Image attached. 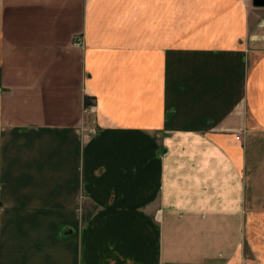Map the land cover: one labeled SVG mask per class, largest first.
Wrapping results in <instances>:
<instances>
[{"label": "crops", "instance_id": "0c3cea01", "mask_svg": "<svg viewBox=\"0 0 264 264\" xmlns=\"http://www.w3.org/2000/svg\"><path fill=\"white\" fill-rule=\"evenodd\" d=\"M0 264H264V7L0 0Z\"/></svg>", "mask_w": 264, "mask_h": 264}, {"label": "built area", "instance_id": "2783aa9c", "mask_svg": "<svg viewBox=\"0 0 264 264\" xmlns=\"http://www.w3.org/2000/svg\"><path fill=\"white\" fill-rule=\"evenodd\" d=\"M93 111H95V103L90 104L89 107L86 108V112H93ZM89 132H90V134H95V133H97V128L92 127V128H90Z\"/></svg>", "mask_w": 264, "mask_h": 264}, {"label": "water", "instance_id": "95a60500", "mask_svg": "<svg viewBox=\"0 0 264 264\" xmlns=\"http://www.w3.org/2000/svg\"><path fill=\"white\" fill-rule=\"evenodd\" d=\"M255 6L264 7V0H253Z\"/></svg>", "mask_w": 264, "mask_h": 264}, {"label": "rangeland", "instance_id": "374dc122", "mask_svg": "<svg viewBox=\"0 0 264 264\" xmlns=\"http://www.w3.org/2000/svg\"><path fill=\"white\" fill-rule=\"evenodd\" d=\"M92 103H93V102L89 103L88 105H86V103H85L86 108L89 107V105L92 104ZM85 110H86V109H85ZM95 111H96V105H95ZM95 111H93V112H95ZM85 112H86V111H85ZM93 112H87V114H89V113L92 114ZM93 127H94V126H93ZM90 128H92V127H90ZM90 128L88 129V134H89V135H93V134H90V132H89ZM95 134H96V133H95Z\"/></svg>", "mask_w": 264, "mask_h": 264}, {"label": "trees", "instance_id": "16d2710c", "mask_svg": "<svg viewBox=\"0 0 264 264\" xmlns=\"http://www.w3.org/2000/svg\"><path fill=\"white\" fill-rule=\"evenodd\" d=\"M85 103H86V105H88V104L91 103V102H90L89 99H86V102H85Z\"/></svg>", "mask_w": 264, "mask_h": 264}]
</instances>
